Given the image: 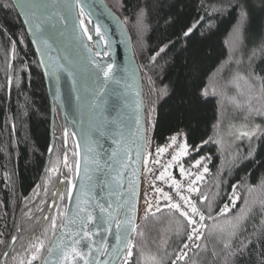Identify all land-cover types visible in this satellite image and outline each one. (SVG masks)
I'll use <instances>...</instances> for the list:
<instances>
[{
  "label": "trees",
  "instance_id": "16d2710c",
  "mask_svg": "<svg viewBox=\"0 0 264 264\" xmlns=\"http://www.w3.org/2000/svg\"><path fill=\"white\" fill-rule=\"evenodd\" d=\"M106 2L126 24L140 66L148 65V58L158 47L181 36L185 26L202 25L190 38L161 54L156 64L141 67L148 122L147 153L155 146L168 145L171 137L179 133L187 138L189 146H199L209 137L219 140V127L213 126H220L229 101L221 95L203 97L201 90L215 85L218 93L224 90L239 101L245 97L240 98L229 80L237 71L250 70L244 53L264 40L261 0H247L251 16L246 25L244 44L235 50L231 33L236 14L218 15L213 11L215 0ZM11 41H15L14 55ZM241 59L242 64L235 62ZM258 64L257 74L260 68H264L259 59L252 67ZM9 77L12 78L10 91L7 87ZM243 86L248 87L245 83ZM258 94L259 84L252 95ZM252 104L264 111V99L253 100ZM56 111V145L47 165L52 140V106L44 74L16 8L0 10V241H3L0 243V263L11 236L16 235L18 239L10 250L7 264H13L12 256L17 259L26 256L25 249L34 234L43 238V229L39 230L43 216L49 211L48 205L60 181L69 176L63 163V119L58 108ZM227 111L232 119L249 117L247 104ZM250 119L255 124L261 123L254 113L248 122ZM222 141L224 150L217 143H208L198 155L189 147L190 154L182 158V162L190 166L193 156L210 157L206 160L209 172L195 193L197 207H206L198 199L201 194L206 195L215 214L229 204L233 185H238V194L245 197L250 206H258L264 201V187L261 186L264 181V134L258 133L252 140L242 138L236 143ZM74 150L75 141L70 136L67 147L69 165H74ZM53 166L58 169L56 172L50 171ZM175 173H178L177 168ZM249 188L255 191L249 192ZM63 194L65 200L57 204L61 210L67 206V189ZM237 203L239 206L240 202ZM28 209L31 213L27 212ZM54 215L55 211L51 216ZM207 223L211 226L213 222L209 220ZM219 224L224 225V220L220 219ZM49 225L47 222L44 228ZM183 227L178 215L167 208L160 212L154 210L147 218H141L133 237L136 247L130 264H169L172 254L181 246V236L177 233L182 234ZM260 236H264V215L255 211L246 223L244 234L238 233L228 241L230 250L223 249L218 235H208L206 240L197 242L200 249H189L186 260L179 264H264V245L257 241ZM249 241H256L255 248L249 246L250 251L240 256L237 249Z\"/></svg>",
  "mask_w": 264,
  "mask_h": 264
},
{
  "label": "snow or ice",
  "instance_id": "6c2138e0",
  "mask_svg": "<svg viewBox=\"0 0 264 264\" xmlns=\"http://www.w3.org/2000/svg\"><path fill=\"white\" fill-rule=\"evenodd\" d=\"M88 7L91 8V5ZM260 7L264 9V0H261ZM15 8L20 9L18 15H23V24L27 25L28 32L35 37L32 42L39 46L37 50L41 54L40 64L44 67L45 74H50L57 81L56 98L59 99L60 95L58 73L63 71L72 80V88L77 92L76 100L81 108H87L92 124L89 134L84 136V149L87 154L82 157L79 141L75 144V150L73 151L74 165L68 163L67 147L69 137L71 136L75 141L77 133L75 131L70 133L67 127L63 130V143L65 146L63 163L64 167L68 169L69 176L61 180L60 183L62 185L67 184V200L69 204L74 200L75 207L66 206L61 210L57 205V201H64L65 195L60 191L53 193V201L48 207L54 210L56 215L43 216L45 222H50L49 227L44 228L42 226L41 236L43 238L34 234L25 249L26 256L20 259L12 256L13 264H130L136 247L133 243V233L137 232L135 218L138 212V194L135 184L129 185L128 198H125L121 190L125 169L132 160L125 136V129L129 127L128 121L132 122L136 128V133L140 137L141 143L137 145L135 153L138 160L141 158L144 148L143 142L147 141L148 137V128L145 126L148 122L144 121L141 102L136 99L130 104L126 96V92L132 88V85L127 82L128 78L134 76L137 70L132 67L126 68L123 70V74L118 77L112 63L101 64L93 58L91 48L83 41V37H87L88 41H92L93 36L89 34V30L85 26V18L90 16L91 12H86L82 0H64L63 3H59L57 0H0V10H14ZM76 9L79 10L78 17L75 15ZM213 11L218 15L236 14V24L233 26L231 33L234 37L232 43L234 50L241 47L244 44L246 25L251 16V9L247 4V0H215ZM113 18L115 19V17ZM137 19L140 20L139 17ZM69 24L73 29V39L78 40L82 48L88 53L90 87H78L74 71L66 64L60 63L59 58L51 55L52 51H56L54 45L59 42L60 38L64 37ZM77 27L81 30L78 37L75 35ZM199 27H202V25L185 26L182 29L181 36H178L175 40H169L168 43H164L153 51V54L148 58V65L156 64L161 54H166L170 47H174L182 40L190 38ZM94 31L96 37L99 38L96 41L97 45L101 41L105 44L108 43L99 24L94 26ZM11 45L14 55L15 41H11ZM101 55L100 51L95 53L97 57ZM103 55H108V53L104 52ZM244 55L249 62L250 70L243 73L237 71L231 74L229 83L234 85L237 90L240 89V81H244L248 86L247 111L249 117L254 113L256 117L261 119V123L251 125L250 130L243 131L240 135L252 140L258 133L264 134V111L255 108L252 104L253 100L259 102L260 99H264V68H260V73L257 74L256 68L259 67V64L252 67L257 59H259L260 64H264V40L248 49ZM45 56L48 57V62H45ZM235 62L242 64L244 61L241 59ZM148 65L141 67H147ZM110 81L115 85L123 83L124 89L121 90L118 87L108 89L107 85ZM257 84H259V94L253 96L252 93L256 90ZM11 86L12 78L9 77L7 81L9 91ZM210 94L221 95L233 105L240 106L241 102L236 96H228L224 90L218 93L215 85L211 89L208 86L202 88L201 95L203 97H208ZM139 96L140 93L136 92V97ZM109 98L112 100L111 112L108 111ZM128 108H132L131 113L126 111ZM112 113H115V115H112ZM213 127H219V124ZM93 131L96 133L94 139L91 136ZM105 139L111 142V146L108 148L104 147L102 143ZM176 140V136L171 137L173 144ZM208 143H217L220 145L221 150H224L222 140H214L209 137L208 140L202 141L199 146L195 144L189 146L185 137L184 143L179 146L180 150L171 156V161L177 162L181 176L194 175L195 177L188 181L187 192L189 195L181 194L183 191L181 184L175 178L169 177L171 179L170 187L176 189L178 200H174L172 195L164 192L159 187H156L154 191L160 194V198L164 201L163 205L160 204L159 199L156 204H153L145 196V218L153 214V208L156 212H160L162 208H167L183 221V233H177L181 236V246L172 254L173 258L169 260V264H179L180 261H185L188 250L193 247L200 249L201 245L197 242L206 240L208 235H218L223 249L225 251L230 250L231 244L228 241L237 236L238 233L244 234L246 223L253 213L261 211V215H264V201L259 202L258 206H250L248 200L238 194V185L232 186L229 204H225L215 214L211 205L207 203L208 197L206 195L201 194L198 198L199 202L206 207H197V203L191 199L190 194L199 191L195 185L197 181L202 179L203 173L209 172L208 167L203 162L210 159V157H192L191 166L197 169L195 174L187 172L184 166L178 163V158L188 156L190 154L189 147H191V152L198 155L202 147ZM169 146L157 147V155L154 158L155 163L160 164L159 156ZM53 147L49 148L50 153L53 151ZM147 156H151V153H147ZM147 156L143 159L145 165L149 162ZM82 161L86 182H80L79 188L84 194V199H81L80 196L74 197L73 189L77 185L73 179L69 178L72 175L79 177ZM90 165L92 166L91 169ZM171 166L172 163L161 165L164 170L160 172L157 179L163 181L165 176L169 175L167 169ZM201 168L202 173L200 172ZM57 170L55 166L50 169L52 172ZM90 171L95 175L89 174ZM261 186L264 187V181L261 182ZM247 190L249 192L255 191L254 188ZM237 202H240L239 206ZM233 209L236 211L233 212ZM40 211L43 212V209H40ZM27 212L31 213V209H28ZM229 213H232V215L229 216ZM220 219L224 220V225L219 224ZM209 220L213 222L211 226L207 223ZM110 237L114 239V243L110 241ZM17 239L18 236L16 235L11 236L10 243L14 245ZM257 241L264 245V236L257 237ZM2 242L0 241V243ZM249 246L255 248L256 241H249L247 245H242L241 248L237 249L238 254L242 256L245 251H250ZM204 247L207 248V245L205 244ZM3 257L5 264H7L9 250L4 251Z\"/></svg>",
  "mask_w": 264,
  "mask_h": 264
},
{
  "label": "water",
  "instance_id": "95a60500",
  "mask_svg": "<svg viewBox=\"0 0 264 264\" xmlns=\"http://www.w3.org/2000/svg\"><path fill=\"white\" fill-rule=\"evenodd\" d=\"M59 3H63L64 0H57ZM82 3L85 5L86 12H91V15L85 18V26H88L91 29L90 35L93 33V26L96 24H99L101 26V31L105 34L106 39L108 41L107 44L104 42H100L99 45H97L96 41L98 39H94L92 41V45L87 40V37H83L84 43H87L89 47L91 48L92 56L95 60L99 61L101 64H107L112 63L114 65V70L116 71L117 76H121L123 74V70L129 67L135 68L137 71L134 76H130L128 78V83L132 85V88L129 89L126 92V96L128 98L129 103L131 104L134 100L138 99L141 104V112L144 117V121L147 122L146 117V106H145V99H144V85H143V74L141 66L138 62L132 37L128 31V28L126 24L124 23L123 19L110 7V5L106 2V0H82ZM91 5V8L88 6ZM18 13H20V9L16 8ZM22 21L24 20V17L22 14H19ZM75 15L79 16V10H75ZM115 17V19L113 18ZM91 21V22H89ZM27 33L29 35V38L31 40V43L35 49V52L37 54L39 63L41 60V54L37 50L38 45L34 44L32 41L35 39L29 32L28 27L25 25ZM81 33V30L79 27L75 30V35L78 37ZM54 48L56 51V55L60 59L62 64H66L68 67H70L75 75L76 79L78 81V87L91 86V81L88 79V53L82 48L81 44L78 40L73 39V29L71 24L68 25L67 29L65 30L64 37L60 38L59 42L54 45ZM97 51H100L102 53L101 56H95V53ZM104 52H107L108 55H103ZM52 55V54H51ZM45 62H48V57H44ZM41 69L44 74L45 82L47 85L48 93L51 100V106H52V116H51V144L50 147H53V151L56 145L55 140V134H54V128H55V121H56V114H57V108L61 113L62 119H63V125L64 128L67 127L69 129V132H73L74 128L72 126L71 120L68 116V112L66 110V107L64 105V102L61 98V95H59V99L56 98V89H57V81L55 77L51 76L50 74H45L44 67L40 64ZM66 77L68 79V82L70 84V88L72 91V98L74 100V106H75V119H76V127L79 130L80 136L84 142V136L89 134V129L92 124V121L90 120V116L88 113V110L86 107L81 108L79 105V102L76 100L77 92L73 90L72 88V80L68 77V74L65 72ZM108 89H111L113 87H118L121 90L124 89V84L121 85H115L111 81L107 85ZM60 89V86H59ZM136 92L140 93L139 97H136ZM111 104L112 100L109 98L108 101V111L111 112ZM127 112L131 113L132 108L126 109ZM112 115H115V113H112ZM129 127L125 129V136L127 139V146L129 148V151L132 155V160L128 163L127 169H125V175L123 178V188L121 189L124 193L125 198H128L129 195V185L135 184L136 191H137V208L138 212L136 214L135 218V224L138 228L139 220H140V205H141V196H142V185H143V172H144V163L143 159L147 156L148 151V137L147 141L144 143V148L142 150L141 158L138 160L136 159L135 153L137 151V145L141 143L139 134L136 133V128L132 124L131 121H128ZM148 128V124L145 125ZM131 132V134H130ZM92 138L94 139L96 137V133L93 131L91 133ZM102 143L104 144V147L108 148L111 146V142L109 140H103ZM76 144V140H75ZM53 151L48 153L47 158V165L49 164ZM85 153L83 154L86 155ZM82 156V155H81ZM82 156V157H83ZM91 169V165L89 166ZM84 165L83 161L81 163V172L79 177L75 176L74 182L76 183L77 187L73 189L74 197L80 196L81 199H84V194L81 192L79 188V183L84 181L86 182V178L84 176ZM91 175H95L93 172H89ZM67 189V184H59L57 191H60L64 193V191ZM53 201V200H52ZM59 200L57 201L58 204ZM52 203V202H51ZM68 207H75V201L73 200L71 204H69V201H67ZM54 210H51L49 208V211L47 215H52ZM45 222L43 220L42 224L39 227V230L42 229V226L44 227ZM19 230L17 231V233ZM16 233V234H17ZM135 233H133L134 237ZM110 241L114 243V239L110 237ZM13 247V245L10 243L7 250H10ZM5 262L4 257L1 260L0 264H3Z\"/></svg>",
  "mask_w": 264,
  "mask_h": 264
},
{
  "label": "built area",
  "instance_id": "2783aa9c",
  "mask_svg": "<svg viewBox=\"0 0 264 264\" xmlns=\"http://www.w3.org/2000/svg\"><path fill=\"white\" fill-rule=\"evenodd\" d=\"M175 136L177 137L175 144H173L170 141V143L168 144L170 146L167 148V150L163 154H160L159 156L160 164H157L154 162V158L157 155L156 149L159 146H155L150 152L151 156H147V159L149 162L147 165L144 166L141 203L144 202L145 196H147L148 199H150L154 197V195L158 194L160 197V194L154 191L156 187L163 189L164 192H168L170 195L173 196L174 200H178V196L176 195V189L173 187H170L171 179L169 177L175 178L181 184V187L183 190L181 194L189 195V193L187 192L188 181L189 179H194L195 178L194 175L181 176L179 173V168H177L178 173H175V170L174 171L171 170L172 168L171 166L170 168L167 169L169 175H166L163 181L157 179L160 172L164 170L161 167V165H168L169 163L173 164L174 162L171 161V156L176 154V152L180 150L179 146L184 143L185 136L182 133L176 134ZM206 163H207L206 161L203 162L205 166H206ZM181 164L184 166L187 172L192 173V174L197 173V169L192 167L191 166L192 164L190 166H187L183 162ZM200 172L202 173V168L200 169ZM204 176H205V173H203L202 179ZM202 179L200 181H197V184L195 185L196 187L199 186ZM190 195H191V199L195 202V193H192ZM159 202L161 205H163L164 203L162 198H160Z\"/></svg>",
  "mask_w": 264,
  "mask_h": 264
},
{
  "label": "rangeland",
  "instance_id": "374dc122",
  "mask_svg": "<svg viewBox=\"0 0 264 264\" xmlns=\"http://www.w3.org/2000/svg\"><path fill=\"white\" fill-rule=\"evenodd\" d=\"M86 27L88 28L89 34H90L91 29L88 26H86ZM239 83H240V89L239 90H237L236 88L235 89H236L237 93L240 95V98L243 95H245V97H243L240 101L241 102L240 106H245L247 104V100L249 98V90H248V87L246 88L245 86H243L244 83H242L241 81ZM254 101H256V100H254ZM228 104L229 105L226 106V109H225L224 119L222 120V122L219 126V129H218V138H219V140L225 139L226 142L228 141V142L236 143V142L242 140V138H247V137L241 136L240 133L243 131L250 130V126L255 124V123L253 121H251V119H250L251 122H248L249 117H240V118H236V119L235 118L234 119L229 118L228 113H230V112L227 110L232 108V107H236V105H233L231 102H229ZM246 120H247V122H246ZM182 158L183 157L178 158L179 164L182 163ZM175 168H178L177 162H174L172 164V168H171L172 171H174ZM71 179H73V181H74L75 176L71 177ZM158 199L160 201L159 195L156 194V195H154V197L150 198L149 200L153 204H156ZM145 207H146V204H145V199H144V202H142L140 205V219L145 216V212H144ZM154 210H155V208H153V211Z\"/></svg>",
  "mask_w": 264,
  "mask_h": 264
},
{
  "label": "bare ground",
  "instance_id": "6f19581e",
  "mask_svg": "<svg viewBox=\"0 0 264 264\" xmlns=\"http://www.w3.org/2000/svg\"><path fill=\"white\" fill-rule=\"evenodd\" d=\"M91 35L93 36V40L94 39H99L95 35L94 26H93V33ZM92 41H89V43L91 45H92ZM51 54H52L53 57H57L58 58V56L56 55V53L54 51H52ZM60 63H61V61H60ZM58 75H59L60 95H61V98H62V100L64 102L66 110L68 112V116H69V118L71 120V123H72V126L74 128V131L77 133L76 142L79 141V143L81 145V155L83 156V154L85 153L84 142H83V140H82V138L80 136L79 130L77 129L76 124H75V122H76V119H75V106H74V100L72 98L73 96H72V91H71V88H70V84L68 82V79L66 77L65 72L61 71V72L58 73Z\"/></svg>",
  "mask_w": 264,
  "mask_h": 264
},
{
  "label": "flooded vegetation",
  "instance_id": "af4514ba",
  "mask_svg": "<svg viewBox=\"0 0 264 264\" xmlns=\"http://www.w3.org/2000/svg\"><path fill=\"white\" fill-rule=\"evenodd\" d=\"M71 178V177H70Z\"/></svg>",
  "mask_w": 264,
  "mask_h": 264
}]
</instances>
